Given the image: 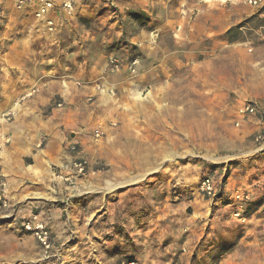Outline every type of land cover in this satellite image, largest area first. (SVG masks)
<instances>
[{
    "label": "rangeland",
    "instance_id": "rangeland-1",
    "mask_svg": "<svg viewBox=\"0 0 264 264\" xmlns=\"http://www.w3.org/2000/svg\"><path fill=\"white\" fill-rule=\"evenodd\" d=\"M43 1L52 2L54 8L38 18L36 12ZM63 1L0 0V35L10 28L26 29L36 31L43 41L50 34L56 40L74 23V29L84 36L76 39L74 46L76 60H85V65L77 64L72 77H58V71L49 76L61 82L70 80L69 84L75 86V104L62 97H56L54 104L61 101L62 108H81V115L87 117V133L92 141L73 162V168L76 171L74 163L82 161L84 171H76L78 177H111L113 183L122 185L110 194L114 215L108 222L112 224L99 225L98 232H104V239L111 240L117 234L132 243L131 230L122 226L125 218L120 215V220L115 214L116 206L124 205L126 216L133 217L129 225L141 222L145 213L155 221L153 262L118 255L120 258L110 264H264V150L254 141L256 133L264 131V0L257 5L248 0H202L205 3L200 9L194 3L180 1L176 5L179 1L172 0V9L178 12L174 13L167 38L173 39V58L159 71L151 62L150 48L158 36L148 32L158 25L163 30L164 19L161 21L158 14L153 20L156 13L147 10V5L135 7L134 0H71L73 11L68 14ZM158 5L156 11L160 13L164 5ZM198 10H206V17L219 23V32L214 38H205L204 47L196 50L195 43L184 37L183 29H191L189 24L195 23ZM208 10L215 13L208 16ZM24 18L28 20L23 22ZM47 20L53 23L52 31L48 30ZM81 44L84 47L80 49ZM144 44L146 50H141ZM7 57L10 61L11 56ZM38 59L34 60L37 65ZM111 59L119 60L117 71H111ZM134 60L137 63L132 67ZM211 62L214 78L201 79L192 87L194 67ZM187 84L197 95L183 102L184 109L154 110L167 103L181 106L182 101L161 100L159 89L173 95ZM67 95L71 98L73 94ZM249 103H255L256 111L238 122L240 108ZM181 121L185 123L182 129ZM96 130L102 132L99 138L93 135ZM81 149L76 146L70 151ZM206 176L214 177L217 183L218 194L213 199L200 190ZM133 186L140 189L141 197L135 199V208L132 196L126 195L118 204L117 191ZM237 192L249 193L250 200L234 201ZM240 204L244 220L234 215ZM138 208L141 213L137 215ZM137 216L141 221L135 220ZM190 216L204 230V260L196 261L195 254L180 256L185 250L179 244L169 248L170 253L163 245L182 240L180 231L169 228L171 219L176 217L189 233L186 217ZM50 238L52 247L48 257L43 254V264H55L51 232ZM114 239V243L104 244V252L117 249L120 240ZM232 249L233 259L229 260L227 255ZM224 258L226 261H221Z\"/></svg>",
    "mask_w": 264,
    "mask_h": 264
},
{
    "label": "crops",
    "instance_id": "crops-1",
    "mask_svg": "<svg viewBox=\"0 0 264 264\" xmlns=\"http://www.w3.org/2000/svg\"><path fill=\"white\" fill-rule=\"evenodd\" d=\"M178 1L176 5L184 1L196 4L198 9L205 3L202 0ZM132 4L138 8L147 5V10L156 13L153 19L155 21L158 14L161 21L164 19L163 30H159L161 25H158L148 32L150 35L156 32V37L158 36L152 41L150 48L151 62L154 69L159 71L173 58V39L167 41V38L173 28L174 13L178 12L172 9V0H134ZM158 4L164 5L160 13L156 11ZM85 7L90 8L88 5ZM206 10H198L195 23L189 24L191 29H183L184 37L195 43L196 50L204 47L205 38L218 36L219 23L207 18ZM184 11L183 9L185 14ZM214 13L215 11L211 10L208 16ZM27 20L28 18H24L22 21ZM74 26L72 23L70 28L69 24V29L66 32L62 30L56 40L54 34H50L46 35L43 41V37L39 38L36 31L31 29L29 32L26 29L12 31L10 28L0 35V52L3 51L0 54V199L7 202L6 207H0V264L44 263L43 251L38 241L23 228L24 223L30 221L33 216L37 217L38 222H43L51 232L55 247L52 260L55 264H87V261L88 264H110L115 258H120L118 255L128 256L127 260H141L144 263L154 260L156 234L152 227L155 221L151 220L150 213H145L146 218L142 221L137 216L135 220L141 222L129 225V220L133 217L126 216L124 205L116 206L118 209L115 214L120 220V215L125 218L122 226L131 230L129 234L133 237L132 243L124 241L117 234L111 240L104 239V232H98L99 225L112 224L108 222L114 215L110 211V198H113L110 194L122 185L113 183L111 177H78L73 168V162L79 158L80 153L85 152L92 141V137L87 133V117L81 115V108H58L54 104L56 97H62L65 102L68 100L75 104V86L69 84L70 80L61 82L60 78L52 80L49 76L58 71V77H72L71 72L77 64L85 65V60H76L77 45L74 44L76 39L82 40L84 36L78 29H74ZM145 46L144 44L141 50H146ZM83 47L84 44H81L79 48ZM7 55L11 56L10 61H7ZM37 58L39 65L34 61ZM194 73L192 87L201 79L210 80L215 76L212 62L207 65L197 64ZM159 91L161 100L182 101L181 106L168 103L158 106L157 109L153 106L154 110L159 112L175 107L184 109L186 105L183 102L189 101L190 96L197 95L190 90L188 84L184 86V90L180 89L173 95H168L161 89ZM69 93L73 94L71 98L67 95ZM7 114H10L9 118H3V115ZM186 115L188 116L187 113ZM178 119L182 120L184 117ZM178 119L173 121L177 122ZM179 125L182 129L185 123L181 121ZM73 144L78 149L82 148L81 151H70ZM253 184H256V181ZM135 188L133 186L125 191H117L118 204L124 202L126 195L132 196V207L135 208L133 205L138 203L135 199H141L140 189ZM148 209L151 210L149 207ZM137 210L138 215L141 209ZM198 215L199 213H196V216ZM104 219L107 221L103 222ZM170 222L172 226L169 228L180 231L182 240L178 241L179 243L172 240L165 242V250L170 253L169 248L173 249L179 244L178 247L182 246L185 250L180 256L192 257L195 254L196 261L204 260L207 254L203 239L204 230L202 226H198V221L196 223L192 216L186 217V223L190 227L189 233L184 231L188 229L186 225L176 221V217ZM108 232L109 230L106 231ZM114 238L120 240L117 249L113 247L104 252V244L114 243ZM135 240L140 243H135ZM232 252L233 249L227 255L229 260L233 259L230 258L233 257ZM222 256L225 257V254ZM225 259L221 261H226Z\"/></svg>",
    "mask_w": 264,
    "mask_h": 264
},
{
    "label": "built area",
    "instance_id": "built-area-1",
    "mask_svg": "<svg viewBox=\"0 0 264 264\" xmlns=\"http://www.w3.org/2000/svg\"><path fill=\"white\" fill-rule=\"evenodd\" d=\"M259 0H248V3L251 5H257ZM62 7L68 12V14H71L73 11V7L71 4V0H64L62 3ZM54 8V4L50 1H43L40 5V7L38 8L37 12H36V17L41 18L44 17L47 13H50V11H52ZM47 25H48V30L52 31V27H53V23L51 20H47ZM137 63V61H133L131 63V66H135ZM119 60L118 59H111L110 60V67H111V71H117L119 68ZM58 108L62 107L61 103H58L56 105ZM256 111V105L255 103H249L244 105L242 108H240L239 110V121L238 122H242L243 120H245L249 115L254 114V112ZM10 116V114H7L6 116L3 115V118L8 119ZM93 135L96 138H99L102 135V132H99L98 130L94 131ZM254 141L256 143H259L262 145V148L264 150V131H259L258 133H256L255 137H254ZM76 149V145L73 144L70 146V150H75ZM74 167L76 168L77 173H83L84 171V162H76L74 163ZM200 190L203 192V194L205 196H207L210 199H213L215 197H217L218 194V187H217V183L214 177L212 176H206L203 178L202 182H201V186H200ZM233 200L234 201H238L241 203H246L247 201L250 200V194L249 193H236L233 195ZM239 207V210L236 211L234 213L235 216L239 217L240 219L244 220V215L241 208ZM7 206V202L4 199H0V207L4 208ZM36 216H33L32 219L26 223H24L23 228L25 229V231L31 233L35 239L38 241L43 254L48 257L49 252L51 250L52 247V242H51V238H50V231L49 229L46 227V225L36 219ZM120 264H136L134 261H129V262H121Z\"/></svg>",
    "mask_w": 264,
    "mask_h": 264
}]
</instances>
